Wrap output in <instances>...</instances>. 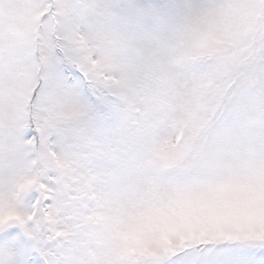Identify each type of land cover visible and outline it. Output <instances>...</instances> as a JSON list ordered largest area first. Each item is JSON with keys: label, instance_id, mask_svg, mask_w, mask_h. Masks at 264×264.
Here are the masks:
<instances>
[{"label": "snow or ice", "instance_id": "snow-or-ice-1", "mask_svg": "<svg viewBox=\"0 0 264 264\" xmlns=\"http://www.w3.org/2000/svg\"><path fill=\"white\" fill-rule=\"evenodd\" d=\"M0 264H264V0H0Z\"/></svg>", "mask_w": 264, "mask_h": 264}]
</instances>
